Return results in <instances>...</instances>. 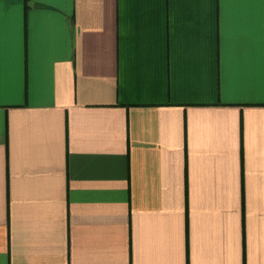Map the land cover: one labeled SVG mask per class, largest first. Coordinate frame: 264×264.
<instances>
[{
  "label": "crops",
  "instance_id": "crops-1",
  "mask_svg": "<svg viewBox=\"0 0 264 264\" xmlns=\"http://www.w3.org/2000/svg\"><path fill=\"white\" fill-rule=\"evenodd\" d=\"M0 264H264V0H0Z\"/></svg>",
  "mask_w": 264,
  "mask_h": 264
}]
</instances>
